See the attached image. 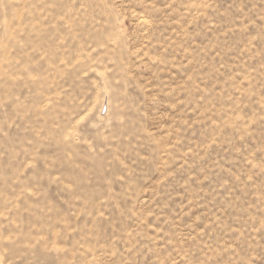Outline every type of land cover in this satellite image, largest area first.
Listing matches in <instances>:
<instances>
[{"label": "rangeland", "instance_id": "obj_1", "mask_svg": "<svg viewBox=\"0 0 264 264\" xmlns=\"http://www.w3.org/2000/svg\"><path fill=\"white\" fill-rule=\"evenodd\" d=\"M0 264H264V0H0Z\"/></svg>", "mask_w": 264, "mask_h": 264}, {"label": "bare ground", "instance_id": "obj_2", "mask_svg": "<svg viewBox=\"0 0 264 264\" xmlns=\"http://www.w3.org/2000/svg\"><path fill=\"white\" fill-rule=\"evenodd\" d=\"M103 107H104V106H103ZM102 109H103V108H102ZM102 109H101V110H102Z\"/></svg>", "mask_w": 264, "mask_h": 264}]
</instances>
